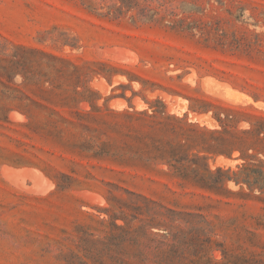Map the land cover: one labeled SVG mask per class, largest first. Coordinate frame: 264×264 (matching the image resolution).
<instances>
[{
  "label": "rangeland",
  "instance_id": "1",
  "mask_svg": "<svg viewBox=\"0 0 264 264\" xmlns=\"http://www.w3.org/2000/svg\"><path fill=\"white\" fill-rule=\"evenodd\" d=\"M0 44L70 58L87 72L102 112L159 99L168 112L218 131L206 143L222 137L232 150L200 152L211 170L230 169L232 179L216 191L172 176L160 161L94 155L100 142L123 138L73 128L49 133L55 114L17 109L20 91L44 101L16 75L11 86L18 87L0 95L11 108L0 118V264H75L84 233L103 240L130 212L142 231L169 210L180 213L176 224L196 229L204 260L264 264V0H0ZM56 109L72 118L70 108ZM137 239L139 247L148 242Z\"/></svg>",
  "mask_w": 264,
  "mask_h": 264
},
{
  "label": "trees",
  "instance_id": "2",
  "mask_svg": "<svg viewBox=\"0 0 264 264\" xmlns=\"http://www.w3.org/2000/svg\"><path fill=\"white\" fill-rule=\"evenodd\" d=\"M111 69L114 70L113 67ZM16 75L22 77L20 85L27 87L45 102L16 89L21 93L19 97H14L19 101L17 109L27 115L34 108L46 109L55 114L56 119L47 120V123L53 125V129L47 130L49 133H61L73 128L88 133L111 131L123 138L120 145L100 142L94 155H115L123 162L137 160L144 166L160 161L167 166L172 176L212 191L218 190L226 180L232 179L227 175L229 168L217 167L211 170L207 163L209 156L200 155L201 151L226 155L231 153L232 150L228 149V143L222 137L220 144L206 143L205 136L212 137L218 131L188 121L185 114L179 116L168 112L159 99L146 100L147 107L142 109L131 106V109L112 110L106 107V112H102L101 107L94 102L96 93L87 87V72L82 66L70 58L41 48L13 45L10 49L0 44V95L18 87L11 86ZM86 92L88 93L85 94ZM81 101H86L90 110L82 112L74 109L75 104ZM56 106L70 108L72 118L64 116ZM8 110L11 108L0 104V118L7 119ZM93 123H101L105 127L101 129L93 126ZM220 133L229 131L224 128ZM94 145L95 143L86 142L89 149ZM135 209L132 207L131 211ZM151 211L152 209L147 208V215ZM179 214L174 210L167 211L162 223L156 221L157 215H153L142 226V231H139V228L132 227L137 214L122 213L120 218L124 224L112 223L117 232H111L103 240H93L85 233L79 238L83 243L85 259L75 255V264H218L210 258L203 259L204 242L199 240L194 227L186 229L176 224ZM162 226L165 234L149 230L151 227ZM139 234L148 239L143 247L138 244Z\"/></svg>",
  "mask_w": 264,
  "mask_h": 264
},
{
  "label": "water",
  "instance_id": "3",
  "mask_svg": "<svg viewBox=\"0 0 264 264\" xmlns=\"http://www.w3.org/2000/svg\"><path fill=\"white\" fill-rule=\"evenodd\" d=\"M27 189H28V191H34V187H33V186H30V187H28ZM41 190H42V189H41ZM41 190H40V191H41Z\"/></svg>",
  "mask_w": 264,
  "mask_h": 264
}]
</instances>
